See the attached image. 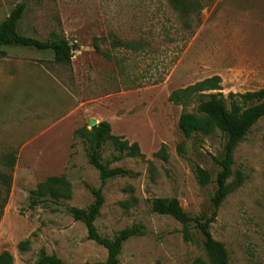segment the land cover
Wrapping results in <instances>:
<instances>
[{
	"label": "rangeland",
	"instance_id": "rangeland-1",
	"mask_svg": "<svg viewBox=\"0 0 264 264\" xmlns=\"http://www.w3.org/2000/svg\"><path fill=\"white\" fill-rule=\"evenodd\" d=\"M20 4L21 34L44 41L57 32L75 49L69 64H59L50 51L0 47V173L11 182L7 197L0 186V199L6 197L0 253L8 251L13 264L34 263L41 250L66 264L104 263L105 249L87 240L67 211L88 207L89 189L101 188L104 203L94 223L100 236L112 239L132 225L145 230L123 244L118 264L208 263L195 225L185 241L181 224L151 212L155 198L177 199L191 218L213 217L210 234L230 264H264V117L233 153L232 171L244 176L243 184L214 209L220 170L214 159L222 158L225 137L215 131L184 141L182 108L168 102L172 91L213 76L224 97L264 89V0H203L198 17L189 19L165 0H0V23ZM113 38L140 46L113 49ZM186 111L195 112L194 104ZM102 121L143 155H120L106 141L102 163L130 175L103 186L88 162L87 142L74 135ZM162 144L166 160L153 156ZM11 153L16 161L9 169L4 158ZM194 166L209 173L206 186L197 184ZM49 176H64L71 198L30 209V191ZM24 240L30 244L20 252Z\"/></svg>",
	"mask_w": 264,
	"mask_h": 264
},
{
	"label": "trees",
	"instance_id": "trees-1",
	"mask_svg": "<svg viewBox=\"0 0 264 264\" xmlns=\"http://www.w3.org/2000/svg\"><path fill=\"white\" fill-rule=\"evenodd\" d=\"M168 5L179 16L184 19L190 17L197 18L203 8V0H165ZM25 12L23 4L18 5L8 17L0 23V47H20L33 49L36 51H50L54 61L59 64H69L73 57L74 45L60 33L52 32L47 40H38L25 36L19 31V22ZM106 41V40H104ZM99 39H93V47L98 48ZM140 44L123 42L116 38L111 41L113 49L122 48L127 51H136ZM221 80L218 76L206 78L185 88L172 91L168 96V102L182 108L178 119V129L184 141L193 135H210L215 131L220 132L225 137L224 153L221 159H214L220 170L216 175V190L211 199L214 209H218L228 195L236 191L244 182V176L240 172L233 173L232 166L233 153L237 145L247 135L249 130L264 117V89L255 92H245L243 94L229 93L223 96L220 86ZM195 112H188L186 108L193 105ZM76 137L82 138L88 145V162L98 171L101 185L107 180L116 177H126L130 175L122 168H109L101 161V149L106 141H110L121 154L130 158L143 157L136 142L129 143L120 136L111 134V127L107 121H102L97 125L87 129L86 126L75 131ZM182 142L178 149L181 150L185 142ZM154 157L167 159L166 146L161 145L160 149L153 154ZM115 161L118 157L113 158ZM5 166L12 169L15 165L16 157L13 153L4 158ZM194 173L197 184L201 187L210 182L209 173L199 166H194ZM233 179L229 182V179ZM10 177L0 173V186L6 188V197L9 194ZM93 196V202L85 209L69 207L68 213L74 221L83 224L87 234V240L103 247L106 251L104 263H82V264H118V257L123 244L131 238L145 235L142 225H132L120 230L112 239L102 237L95 228V220L99 216L104 203L102 189H89ZM5 197V199H6ZM71 198V188L68 180L64 176H49L38 184L29 193V207L33 209L39 206L44 200L52 201L68 200ZM5 199H0V209L3 207ZM150 210L152 213L166 215L173 218L182 226L183 239L190 240L188 226L193 223L203 236V248L208 258V263L197 259L194 264H230L228 254L224 245L213 239L209 231L213 217H189L181 208L179 201L175 198H155L150 200ZM30 241L19 242L17 248L20 252L28 250ZM0 264H13V257L8 251L0 253ZM31 264H66L56 255H48L44 250L34 263ZM157 264V263H155Z\"/></svg>",
	"mask_w": 264,
	"mask_h": 264
},
{
	"label": "water",
	"instance_id": "water-1",
	"mask_svg": "<svg viewBox=\"0 0 264 264\" xmlns=\"http://www.w3.org/2000/svg\"><path fill=\"white\" fill-rule=\"evenodd\" d=\"M94 125H95V123H94V122H91V123H90V126H91V127H92V126H94Z\"/></svg>",
	"mask_w": 264,
	"mask_h": 264
}]
</instances>
